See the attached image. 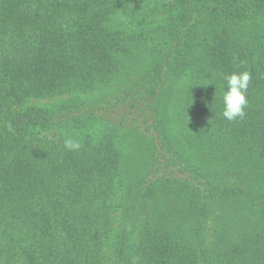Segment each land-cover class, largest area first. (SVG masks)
Masks as SVG:
<instances>
[{
  "label": "trees",
  "instance_id": "trees-1",
  "mask_svg": "<svg viewBox=\"0 0 264 264\" xmlns=\"http://www.w3.org/2000/svg\"><path fill=\"white\" fill-rule=\"evenodd\" d=\"M133 257L264 264V0H0V264Z\"/></svg>",
  "mask_w": 264,
  "mask_h": 264
},
{
  "label": "clouds",
  "instance_id": "clouds-1",
  "mask_svg": "<svg viewBox=\"0 0 264 264\" xmlns=\"http://www.w3.org/2000/svg\"><path fill=\"white\" fill-rule=\"evenodd\" d=\"M239 68L240 65H237ZM252 81V73L250 70L233 71L223 75V117L228 121H236L246 116V108L248 107V90ZM7 128L10 132H15L11 123ZM65 149L71 152H78L82 145L80 140L71 136L63 140ZM132 264H137V258L133 257Z\"/></svg>",
  "mask_w": 264,
  "mask_h": 264
},
{
  "label": "rangeland",
  "instance_id": "rangeland-1",
  "mask_svg": "<svg viewBox=\"0 0 264 264\" xmlns=\"http://www.w3.org/2000/svg\"><path fill=\"white\" fill-rule=\"evenodd\" d=\"M186 78H180L178 81H177V84L175 86H173V90L175 89L176 91V95H173L172 97V100L176 99L180 90L182 88L185 87V83H186ZM127 83H124L122 85H117V84H114V85H110V86H106L104 89H103V93H100V94H106V93H113V92H118L119 90H121L123 87H125Z\"/></svg>",
  "mask_w": 264,
  "mask_h": 264
}]
</instances>
